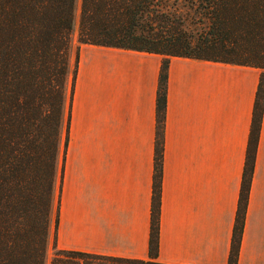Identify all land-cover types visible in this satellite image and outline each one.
I'll list each match as a JSON object with an SVG mask.
<instances>
[{
	"label": "crops",
	"instance_id": "1",
	"mask_svg": "<svg viewBox=\"0 0 264 264\" xmlns=\"http://www.w3.org/2000/svg\"><path fill=\"white\" fill-rule=\"evenodd\" d=\"M165 56L81 45L57 247L149 261L157 91ZM262 70L172 57L160 264H228ZM113 264V263H112ZM237 264H264V115Z\"/></svg>",
	"mask_w": 264,
	"mask_h": 264
},
{
	"label": "trees",
	"instance_id": "2",
	"mask_svg": "<svg viewBox=\"0 0 264 264\" xmlns=\"http://www.w3.org/2000/svg\"><path fill=\"white\" fill-rule=\"evenodd\" d=\"M0 0V264H81L56 246L71 105L81 45L165 56L149 261L160 264V205L172 57L262 70L228 264H237L264 115V0ZM71 82V88H70ZM124 262V261H120Z\"/></svg>",
	"mask_w": 264,
	"mask_h": 264
},
{
	"label": "rangeland",
	"instance_id": "3",
	"mask_svg": "<svg viewBox=\"0 0 264 264\" xmlns=\"http://www.w3.org/2000/svg\"><path fill=\"white\" fill-rule=\"evenodd\" d=\"M80 1L81 0H78V10H77V14H76L77 15L76 16V31H75L74 36H73V39H74V49H73V53L71 55V68H72V70L75 68V63H76V48L78 46V43H77V27H78V19H79V4H80ZM70 88H71V82H70ZM57 236H58V232H57ZM53 243L54 242L51 240L50 241V244H49V248H48V252H49L48 264L53 259L54 254H55V250L53 248ZM56 246H57V237H56ZM78 261L81 264H107L104 259L99 258V257H96L94 255H92V256H86V257H79L78 258ZM112 263L113 264H139V263H125V262H120V261H117V260H112Z\"/></svg>",
	"mask_w": 264,
	"mask_h": 264
}]
</instances>
